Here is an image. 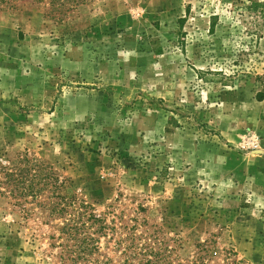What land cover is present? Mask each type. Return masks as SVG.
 I'll return each instance as SVG.
<instances>
[{"label": "rangeland", "instance_id": "374dc122", "mask_svg": "<svg viewBox=\"0 0 264 264\" xmlns=\"http://www.w3.org/2000/svg\"><path fill=\"white\" fill-rule=\"evenodd\" d=\"M47 1L0 0V264L71 263L45 170L107 225L77 264H264V0Z\"/></svg>", "mask_w": 264, "mask_h": 264}, {"label": "trees", "instance_id": "16d2710c", "mask_svg": "<svg viewBox=\"0 0 264 264\" xmlns=\"http://www.w3.org/2000/svg\"><path fill=\"white\" fill-rule=\"evenodd\" d=\"M32 1L39 3L43 0ZM90 1L91 0H48L47 3L50 5L51 11H55V14L63 16L66 12L88 4ZM261 96L262 94L259 93V100L262 99ZM41 170H43V167ZM45 172V177L40 178L44 179V184H49L50 189H52V195L48 197L49 201L47 205H45V208L48 210V216L54 217L55 220L61 219L62 226L59 227V231L65 234L66 242L74 240V243L78 245V248H74V250L71 248L66 249L68 252V259L71 261L70 264H77L79 260L90 261L89 256L93 254L91 249H98L96 243L100 235H106L105 228L107 225L103 223V219L100 216L93 212L91 205L85 203L83 200H78L73 193L71 194L67 191L69 185L65 184V180H61L60 183H57L58 178L52 177V173L47 170H45ZM5 176H7L6 182H11L14 185L13 188L8 190L10 194L16 191L18 192L16 194H19V196L28 195L37 197L38 192L42 190V187L35 188V185L30 180H27L24 174L20 172L5 173ZM36 176H38V174H34L32 177ZM62 186L66 190L62 189ZM60 188L61 191L64 190L63 193H61ZM55 191H57V193H55ZM11 196L13 197V195ZM64 245L68 247V245ZM138 254L141 256L138 260H136L137 254L135 251H132L129 255L125 254L123 264H210V259L206 258V255L200 252L195 254L187 263H181L175 259H167V256L155 252L151 247L147 251H144L143 254ZM224 259L226 260L224 264H238L236 261H228L229 256H225Z\"/></svg>", "mask_w": 264, "mask_h": 264}]
</instances>
